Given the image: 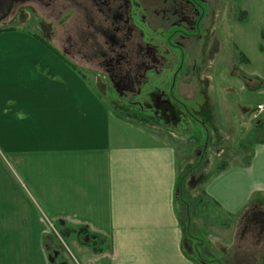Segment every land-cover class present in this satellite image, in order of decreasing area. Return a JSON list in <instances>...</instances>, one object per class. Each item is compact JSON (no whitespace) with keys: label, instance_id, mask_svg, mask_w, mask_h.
I'll return each instance as SVG.
<instances>
[{"label":"crops","instance_id":"0c3cea01","mask_svg":"<svg viewBox=\"0 0 264 264\" xmlns=\"http://www.w3.org/2000/svg\"><path fill=\"white\" fill-rule=\"evenodd\" d=\"M237 8L231 50L250 80L233 82V102L254 152L228 163L201 191L212 213L228 219L252 198L264 199V122L242 121L243 114L251 118L248 106L264 105V0H237ZM221 43L223 64L228 56ZM40 63L56 77L41 74ZM218 78L226 85L223 71ZM178 162L165 134L120 117L30 34L0 33V264H49L54 226L77 244L83 235L95 239L93 249L79 250L82 264H226L204 248L200 263L186 255V245L196 244L189 235L184 241L175 210L176 177L186 168ZM201 205L188 232L196 235L209 221L207 228L224 242L208 216L198 225ZM222 245L215 241L223 254Z\"/></svg>","mask_w":264,"mask_h":264},{"label":"flooded vegetation","instance_id":"af4514ba","mask_svg":"<svg viewBox=\"0 0 264 264\" xmlns=\"http://www.w3.org/2000/svg\"><path fill=\"white\" fill-rule=\"evenodd\" d=\"M13 1L8 23L13 28L22 26L64 64L86 70L113 109L141 118L175 138L180 136L175 132L178 125H197L203 136L199 146L206 154L208 149L226 143L213 101H217L214 75L225 72V82L231 87L238 77L243 83L250 80L240 75L234 54L224 65L218 62V35L226 32L231 36L238 15L237 0ZM228 47L233 48L231 41ZM167 78L170 81L163 84ZM185 94L204 100L200 113L192 112L188 103L181 101ZM240 111L244 113L246 108ZM253 112L251 109L249 117L257 121ZM192 172L186 185L197 180L191 176L201 179L198 172ZM245 221L238 228L244 242L263 234L262 201L255 202ZM80 238L94 248L95 239ZM47 256L49 264H69L56 243L49 245ZM246 256L249 252L243 258Z\"/></svg>","mask_w":264,"mask_h":264},{"label":"rangeland","instance_id":"374dc122","mask_svg":"<svg viewBox=\"0 0 264 264\" xmlns=\"http://www.w3.org/2000/svg\"><path fill=\"white\" fill-rule=\"evenodd\" d=\"M22 26H15V28H13V26H11L7 20L3 21V23L0 24V30L1 29H8V30H21L23 32H25L23 30ZM2 31H0L1 33ZM27 33V32H26ZM223 34L224 36L221 37V40H224V44H225V51H226V55L228 56L227 61L229 60V55H230V50L228 47V44L230 41H232V39H230L229 36H227L226 32H222L218 35V38L220 40V35ZM221 40L219 42L220 44V50L222 48V43ZM231 55H232V50H231ZM227 61H225L222 65H224ZM42 63V62H41ZM38 64L37 65V69L41 74L46 75L45 72H42L40 69V66H44L46 69L51 70L50 68H48L47 65L45 64ZM223 69V67H222ZM81 75H83L82 78L86 79V81L90 84L91 89L93 90V92L97 95H101L98 90L96 89V84L93 80V78H89V76L86 73V70L78 68L77 69ZM52 73L54 74V77H56V73L54 72L55 70H51ZM74 71V70H73ZM77 71V72H78ZM225 71V70H224ZM222 72V70H221ZM220 72V73H221ZM219 73V74H220ZM208 74H210L209 76L211 77V72L208 71ZM216 74V75H219ZM216 75H214L215 79V88H216V93H217V101H214L215 107H216V112L218 113V126L221 129L222 134H224V132L227 135V141L226 143H224V145H219L218 147H212L211 149H208L207 154L205 153V150L203 151V148H201L199 145L201 143L200 140V135L201 133L199 132L200 127L197 125H192L191 123H189V128L185 126V122L182 123L181 125H178L177 129L175 130L176 135H180L179 138H175L173 134H168L165 133L163 131H161V129L159 128H152V127H148L154 130H158L160 132H162L163 134H165L168 139L174 144V147L179 155V165H183V163L185 164L186 168H193V172H198L200 174L201 179L199 180L198 177L196 178V176H191L194 179H197L196 181H194V185L192 186H198L197 188V193H200L203 189H204V184L208 181L209 178H213L215 177L220 171L219 168L221 166H225L228 163H233L235 161H238L239 158H244L246 155H248V153H253L254 152V142L252 140L249 141H244L243 137L244 135H246V131L244 130L245 128V124H241V121L239 119H237L238 116V110L235 106V102H233L236 98H238V92H237V88L236 87H231L230 85H228L226 83V85H223L220 83L219 79L216 78ZM240 75H244L245 74L240 71ZM48 76V75H46ZM208 76V77H209ZM51 77V76H49ZM224 78H225V72H224ZM211 79H213L211 77ZM238 81H240V83H242L241 79L238 77L237 79ZM237 80H235L234 82H236ZM161 81V80H159ZM168 81H170L169 78L164 79L162 81L163 84L167 83ZM230 95V96H229ZM186 97L181 98V101L184 103H188V106L191 108L192 112L194 111L197 113L200 106L202 103H204L203 99H200L197 96H190L188 97L186 94L184 95ZM102 97V96H100ZM103 98V97H102ZM213 98V97H211ZM220 98H222V100L220 101ZM104 99V98H103ZM105 100V99H104ZM229 100V102H228ZM207 102V100H205ZM107 106L110 107V109H113L111 104L109 102H107L105 100ZM250 109L255 108L254 106H248ZM239 109V113L241 112V106L238 107ZM196 113V115H198ZM226 114H228L229 116H225ZM242 114V113H241ZM240 114V115H241ZM244 117L242 118L243 120H246V122L248 123H252V119L248 118L247 116H245V114H243ZM233 116V117H232ZM198 118H200V116H197ZM254 126V124H253ZM260 132L264 131V126L259 130ZM193 134V136H192ZM225 135V134H224ZM232 135V136H230ZM202 136V135H201ZM203 137V136H202ZM196 152H198V156H196ZM202 155H204L203 159H201V161L199 160L198 162H196L197 157H202ZM181 159H183V163L181 161ZM207 160V161H206ZM209 160V161H208ZM185 169V168H184ZM183 169V170H184ZM204 178V180H203ZM203 180V181H202ZM201 194V193H200ZM196 196V195H195ZM201 196V195H200ZM199 196H196V198H198ZM209 205V206H207ZM201 218L199 219V223L198 225H201V223L205 222V220L202 219V216H208L207 220H214V224L215 227L219 230L218 232H222L223 235L225 236V241L222 242V240H219L213 233L212 230H209L207 228L208 224H211L208 221V224L201 225L200 231L196 233V235H191L192 232H188L187 231V235H189V237L193 238V240L195 241V244L197 245V250L200 252V250L202 248L207 249L209 251V253L217 256L219 259L223 256V259H227V261H225L226 264H264V232L263 234L259 235V238L254 237V239H251L248 242H244L240 237H239V229L240 226H237V219H228L226 218L224 215H220V213H212L213 208H211V204H206L205 202L202 203L201 205ZM207 207V208H206ZM210 210V211H209ZM213 215H212V214ZM213 216V217H210ZM197 221V220H196ZM207 223V221H206ZM221 224H224V226L221 227ZM237 227L238 229V236H234ZM62 237L59 238V235ZM66 232V231H65ZM64 232V233H65ZM53 235L56 236L57 238H55V242L56 244H58L61 248V250L63 251L67 261L69 264H82V258L79 255V250H82L86 245L83 243H74V241L71 240V238H68V236H64L65 234H63V236L60 234L61 232L59 230H56L55 226L53 227V231H52ZM233 233V237L231 238V234ZM228 234V235H227ZM257 234V233H256ZM232 240V241H231ZM215 241H217V243H221L222 248L221 250L223 251V254L218 252L216 250V246H215ZM202 243V244H201ZM232 243V244H231ZM190 247V244L187 245V249ZM230 249L229 252H231L229 259L227 258L229 255H227L228 250ZM228 249V250H227ZM249 252L250 256H246L244 257V254ZM252 253V256H251ZM201 255V254H200ZM227 255V257H226ZM242 255V257H241ZM254 257V259H252ZM246 259H250V260H246Z\"/></svg>","mask_w":264,"mask_h":264},{"label":"trees","instance_id":"16d2710c","mask_svg":"<svg viewBox=\"0 0 264 264\" xmlns=\"http://www.w3.org/2000/svg\"><path fill=\"white\" fill-rule=\"evenodd\" d=\"M3 23V22H1ZM0 23V24H1ZM0 31H12L8 29H1ZM68 65V64H67ZM71 69H73L80 77H83V75L80 74V72L76 69L68 65ZM40 69L42 72H45L46 75L54 77V74L52 73L51 70L46 69L44 66H40ZM78 71V72H77ZM115 113H117L120 117L126 118L127 120L133 121L135 123L142 124L147 127H151L144 120L141 118H135V116H129L125 115L124 113H121L120 111H117L115 109H112ZM198 162V161H196ZM194 167L192 168H185L181 172H178L177 174V179H176V192H175V210L176 213L179 217L180 223L182 230L184 232V241H188V223L192 222V217H193V211L196 207V205L202 204L203 202H206L205 195L202 194V192L197 193V188L198 186H192V185H186L185 180L187 176L191 173ZM225 169V166H221L219 168L220 170ZM199 196L196 198V196ZM201 195V196H200ZM256 201H262L263 206H264V199H251L248 204L244 207L243 210L240 211V213L236 216L235 219L238 220V226H241L242 224L246 223L247 215L251 212L252 206L255 204ZM257 238H259V235H256ZM187 238V239H186ZM185 241V242H186ZM197 246V245H196ZM188 252L186 255L190 256L192 259L195 260V262L200 263L202 261V258L200 256V253L197 250V247H194L193 249L188 248ZM199 253V254H198ZM205 263V262H204ZM212 262H209V264ZM208 264V263H205Z\"/></svg>","mask_w":264,"mask_h":264},{"label":"water","instance_id":"95a60500","mask_svg":"<svg viewBox=\"0 0 264 264\" xmlns=\"http://www.w3.org/2000/svg\"><path fill=\"white\" fill-rule=\"evenodd\" d=\"M13 3H14L13 0H0V23L4 21L10 14V11L13 7Z\"/></svg>","mask_w":264,"mask_h":264},{"label":"built area","instance_id":"2783aa9c","mask_svg":"<svg viewBox=\"0 0 264 264\" xmlns=\"http://www.w3.org/2000/svg\"><path fill=\"white\" fill-rule=\"evenodd\" d=\"M261 112H264V106H262V105H258V106H257V114H258V113H261ZM257 114L255 113V114L253 115V117L256 118V117H257Z\"/></svg>","mask_w":264,"mask_h":264}]
</instances>
